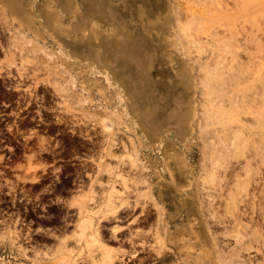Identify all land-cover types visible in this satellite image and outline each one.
Segmentation results:
<instances>
[{
	"label": "rangeland",
	"instance_id": "obj_1",
	"mask_svg": "<svg viewBox=\"0 0 264 264\" xmlns=\"http://www.w3.org/2000/svg\"><path fill=\"white\" fill-rule=\"evenodd\" d=\"M96 1L99 11L91 13L92 20L99 25L102 22V15L111 13L114 18L112 21L107 20L104 27L113 30L121 40L125 39V43L127 42V58L134 67L120 76L138 97L141 109L147 107L152 117L162 124H174L180 113L187 110L185 118L192 126L187 137L188 142L179 139L175 132L167 130L157 139L158 141L156 140L154 147L144 132L138 129L136 119L132 117L126 101H123L124 119L136 129L144 143L140 147V156L145 163V169H142L130 166L124 155L131 150L126 152L119 144L112 148V155L118 154L120 158L125 159L121 162L120 158H110L109 145L103 140L107 135L100 131L98 124L77 123V126L90 128V133L95 135L94 139L100 140L99 144L96 143V146L100 147L98 154L91 159L92 164L98 166L94 180L100 182L103 177L106 178L104 200L99 210L107 209L112 202L115 205L125 203L122 199L123 192L131 196L130 193L138 186L139 197L145 204L152 189L155 232L153 233L166 240L164 254H172L166 259L157 257L154 264H211L212 259L208 256L203 258L198 249L189 259L185 249L186 241L177 240L173 243L168 239V233L173 236L180 235L183 229L188 228L192 219L195 225H198L199 212L196 209L198 205L196 200L184 204V196L180 195L175 187L166 190L170 176L165 168L162 149L167 141L174 145L170 153L175 157L170 158L169 166L177 173L176 182L179 187L186 184L187 180L180 175L175 163L184 158L187 167L191 166L193 170L190 174L193 185L189 192L193 191L195 195L202 196L213 194L216 201L212 202L215 205L214 209L224 217L229 214L226 213L229 211L228 192H233L235 198L241 200L239 207L244 209V222L252 228L251 214L264 210V0ZM38 2L42 3V0ZM6 29L16 31L18 40L31 37L30 34L23 36V33H18L17 25L12 23L8 16L7 20L0 21V42L5 53L4 59L0 62V69H6L10 73L7 77L9 84H15L17 78H12V74H18L17 84L27 83L40 87L41 85L35 81L24 80L19 70L22 61L26 64L37 61L31 46L27 44L25 49L19 52L15 48L16 40H9ZM13 56H20L22 59ZM181 73L182 75L189 73L191 76L188 87L181 82ZM91 74L102 76L100 72L94 74V71L89 70V75ZM120 83V81L109 83L117 98L120 96L116 90L120 89L123 92L125 90ZM41 88L40 91L33 90V93L44 91L52 94V91ZM92 94L95 104L84 103L85 107L90 106L89 113L96 115L91 118L106 120L116 132L118 126L115 124L117 120L115 107L118 103L106 105L95 91ZM104 106H107L109 112L107 118L99 116ZM62 110L58 107L56 112L59 119H67L69 123L70 120L75 121L70 113ZM127 133L134 136L132 132ZM117 134H120V137L124 136L128 142L125 133ZM149 155L161 160L157 167L148 158ZM108 161L114 164L113 170H116L111 174L105 172ZM156 169L162 174L163 181L155 175ZM200 179L204 180L201 182ZM215 180L217 187L213 185ZM118 185H121L122 190L116 188ZM203 185H206L207 189L203 190L201 188ZM242 185H248L252 189H241ZM160 191H164L163 197L159 196ZM89 195L95 197L96 193L91 191ZM155 203L165 205L166 213L163 215L165 222L162 219L158 221ZM89 210H85L88 218L94 217ZM225 222L226 218L224 222L212 225V230L219 233L220 243L230 238L229 234L225 233L230 231L229 226L225 228L227 224ZM255 223L264 224V220L258 219ZM205 228V225L200 226V229ZM156 237L153 238V245L157 248L159 244L156 243ZM189 239L197 244V248L200 247L201 242L196 241L194 236L191 235ZM168 245L173 251L168 249ZM180 245H183L182 250L178 248Z\"/></svg>",
	"mask_w": 264,
	"mask_h": 264
},
{
	"label": "flooded vegetation",
	"instance_id": "obj_2",
	"mask_svg": "<svg viewBox=\"0 0 264 264\" xmlns=\"http://www.w3.org/2000/svg\"><path fill=\"white\" fill-rule=\"evenodd\" d=\"M9 75L0 69V264H154L152 189L145 204L137 188L121 191L124 206L91 225L85 210H99L106 189L91 161L100 140L59 119L55 95Z\"/></svg>",
	"mask_w": 264,
	"mask_h": 264
},
{
	"label": "bare ground",
	"instance_id": "obj_3",
	"mask_svg": "<svg viewBox=\"0 0 264 264\" xmlns=\"http://www.w3.org/2000/svg\"><path fill=\"white\" fill-rule=\"evenodd\" d=\"M95 11H99L98 2L96 0H42V3L38 2V0H0V21L3 22V20H7L8 16L10 21L17 25L19 29L18 33H23V36H28L29 34L31 36L29 39H25L26 41L18 40L16 31L6 29L9 40H16L15 48L19 52H22L25 49V45L28 44L31 46V51H33L37 57V61H31L29 64H26L25 61L21 62L19 70L24 80L35 81L37 84L41 85L40 87H42V90L52 91V95H55L57 98L59 110L63 108L67 114L70 113L76 123L80 122L86 124L90 122L94 125L98 124L100 126V131L102 130V132L107 135V138H105V136L103 140H106L107 142L105 143L109 145L110 158H120L118 154L112 155V148L119 144L126 152L131 150L124 155L126 159L120 158L122 160L121 162L125 159L129 161L130 166L145 169V163L140 156V147L144 145L142 137L133 126L127 123V119H124L125 111L122 107V102L126 101V104L132 112V117L136 119L138 129L144 132L150 144L154 147L156 146V140L167 130L175 132L182 141H187V137H189V133H191L192 130L190 122L185 118L187 110L180 113L178 120L174 124H162L152 117L151 111L147 107L143 110L141 109L142 106L140 105L138 97L131 91V88H128L127 82L120 76L121 73L126 74L134 67L131 60L127 58V42L125 43V39L121 40L113 30L110 31L104 27L107 20L112 21L111 19L114 18L111 13H109V15H102V22L98 25L91 17V13ZM141 12L143 13L144 10ZM67 19L68 21H66ZM17 57L22 59L20 56H13V58ZM27 60L29 59L27 58ZM89 70L94 71V74L100 72L102 76L89 75ZM180 79L186 87L191 83V76L189 73L185 75L181 73ZM113 81H120L125 89L124 92L120 89H117L118 91L116 90L120 98L115 96L113 88L109 86V83ZM94 91L101 96L102 102L106 105L110 104L111 106V103H118L115 107L116 110L114 109L117 119L115 124L118 126L116 132L107 124L108 122L106 120L103 119L99 121V119L91 118L96 115H94V113H89L90 106L85 107V102L95 104V99L92 96ZM84 108H86L85 111L82 110ZM99 116L109 117L107 106L101 108ZM127 131L134 133V136H131ZM117 132L125 133L128 137V142L123 138L124 136L120 137V134L118 135ZM172 145L173 144L167 141L162 149L163 161L166 164L165 168L170 176V182H168L167 188L163 187L166 188V190H171L172 187H175L178 193L184 196V204L196 200L198 202L196 209L199 212L197 217L199 223L195 225L196 223L192 219L189 222L188 228L183 229L179 233L180 235L174 234V237L171 233H168V239L173 243L177 242V240L181 242L186 241L185 249L189 259L193 256L192 253L198 249L203 258L208 256L212 259L211 264H264V224L255 223L258 219L264 220V210H261L259 213L251 214L252 228L249 227V224L247 225L243 219L245 215L244 209L239 207L241 205V203L239 204L241 200H237L233 192L229 191L227 195L229 198V202H227L229 211L226 212L229 214L225 215V217L218 214L214 209L215 205L212 203L215 201L213 194L208 193V195L205 196L203 194L202 196L201 194L195 195L193 191L189 192L193 185V178H191L190 175L193 170L191 166L187 167L184 158L179 160L180 162L178 161L175 163L178 167L177 170L180 171V175L187 180L186 184L179 187L176 182V178H178L177 173L169 166L171 163L170 158L175 157L170 153ZM190 153L191 156H193L192 152ZM148 158L153 161V164H156V167L161 161L158 160V158L154 159L151 155H149ZM110 161L105 165L106 174H111L114 171V164ZM123 167L124 166H122V169H124ZM205 168L208 167L205 166ZM154 173L160 181H163L162 174L158 169H156ZM200 180L202 182L204 179ZM209 181L210 179L208 182ZM216 182V180L215 184L212 182L214 187L217 185ZM136 188H139V186ZM201 188L203 190L207 189L206 185H203ZM241 189L248 190L252 189V187L242 185ZM208 191L210 192V190ZM163 192L164 191L159 192L160 197H163ZM220 192L221 191H219V193ZM93 199V195H90L89 200L92 201ZM112 203L107 206L104 212L102 210H89V213L92 212L94 215H99L103 212V216L108 218V215L114 214L118 211V208L124 206V203H120V205H115V203L112 205ZM154 208L157 213L156 216H158V221L162 219L165 222L163 218V215L166 213L165 205L163 203L159 205L155 203ZM187 213L188 208L186 207V214ZM205 214H207L208 217H206ZM202 215L205 216L202 217ZM225 218L227 221L225 223L227 224L225 225L226 227L223 226L225 228L229 226L230 231H226L225 233L229 234L230 238L227 236L229 240L220 243L221 239L219 241V233L212 230V225L213 223L218 224L224 222ZM194 219H196V217ZM92 220V216H90L89 223L91 225ZM201 225H205L206 228L200 229ZM81 226L86 227V222H82ZM191 235L194 236L196 241L201 242L199 248H197L195 242L189 239ZM156 236H153V238H157L156 243L159 244L157 248L154 246L156 255L162 259L164 257L166 258L167 256L164 254V247L166 246L164 243L166 240L164 241L158 234ZM172 237L174 238L172 239ZM77 239L80 241L81 237ZM182 246L183 245H180L178 248L182 250ZM168 249L173 251L169 245ZM253 251L254 253L252 254L251 252ZM187 263H189V261Z\"/></svg>",
	"mask_w": 264,
	"mask_h": 264
}]
</instances>
